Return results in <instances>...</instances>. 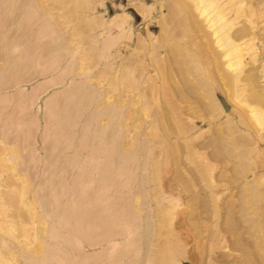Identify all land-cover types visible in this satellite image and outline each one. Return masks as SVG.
<instances>
[{
    "label": "rangeland",
    "instance_id": "rangeland-1",
    "mask_svg": "<svg viewBox=\"0 0 264 264\" xmlns=\"http://www.w3.org/2000/svg\"><path fill=\"white\" fill-rule=\"evenodd\" d=\"M17 2L0 264H264V0Z\"/></svg>",
    "mask_w": 264,
    "mask_h": 264
},
{
    "label": "bare ground",
    "instance_id": "bare-ground-1",
    "mask_svg": "<svg viewBox=\"0 0 264 264\" xmlns=\"http://www.w3.org/2000/svg\"><path fill=\"white\" fill-rule=\"evenodd\" d=\"M6 1H8V0H6ZM17 1H19V4H18V2H17V6L15 7L16 9H15V13L16 14H18L19 13V11H20V9H21V7H23L24 6V8H25V6H32L33 5V7H34V0H17ZM200 1V0H199ZM3 2V1H2ZM1 2V3H2ZM35 4H36V2H35ZM208 4H210V3H208ZM37 5V4H36ZM49 5H50V2H49ZM211 5V4H210ZM39 6V5H38ZM204 6H207V5H204ZM209 6V5H208ZM40 7V6H39ZM62 9V8H61ZM24 10V9H23ZM22 10V11H23ZM204 10H206V8H204ZM18 12V13H17ZM34 12H36V11H34ZM16 16V15H15ZM37 16H38V14H37ZM11 17V16H10ZM10 17H9V19H10ZM39 17V16H38ZM120 17V16H119ZM114 18H116L117 19V17H114ZM8 19V20H9ZM13 20H15V19H13ZM12 20V21H13ZM113 22V21H112ZM115 22V21H114ZM10 24H11V22H10ZM7 25H9L8 23H7ZM53 25V24H52ZM2 27V26H1ZM0 27V28H1ZM6 33V32H5ZM224 46H228V44H227V42L225 41L224 42ZM0 54H2V53H0ZM185 54V53H184ZM4 60H3V57H2V55H0V62H1V65H0V78L1 77H3L4 78V76L5 77H10V76H7L5 73H4V69H3V66L5 65V62H3ZM5 67V66H4ZM123 78V77H122ZM2 79V78H1ZM0 79V80H1ZM5 79V78H4ZM3 80V79H2ZM122 80V79H121ZM123 82V81H122ZM197 82V81H196ZM186 83V82H185ZM129 84V83H128ZM202 84V83H201ZM188 87V86H187ZM204 87V86H203ZM134 88V87H133ZM191 93V92H190ZM90 95H92V94H90ZM90 95L88 94V96L90 97ZM258 119H261V118H258ZM227 128V127H226ZM0 143L1 144H3L4 146H6V142L4 141V140H2V139H0ZM1 148V147H0ZM3 148V147H2ZM1 148V149H2ZM0 149V150H1ZM12 149V154L10 155L9 153H8V155H9V159H10V161L12 162V160H14V155H15V153H16V149L15 148H11ZM10 149V150H11ZM120 149V148H119ZM2 150H6V148L5 149H2ZM1 150V151H2ZM8 151V150H7ZM126 152H128L127 150H124L123 148H121L119 151H118V153H120V156H121V158H123L124 156H126L125 154H126ZM17 157V156H16ZM15 157V158H16ZM4 161V160H3ZM3 161L2 160H0V168H1V172H2V170H4L3 169V167L2 166H4L3 165ZM5 162V161H4ZM16 166H18L17 164H15ZM15 168V167H14ZM14 184V183H13ZM17 187V186H16ZM15 191V190H14ZM25 193V192H24ZM14 194V193H13ZM15 196H17V195H15ZM19 196H20V198H22L23 197V193H21V191L19 192ZM16 198V197H15ZM24 198V197H23ZM10 199H12V198H10ZM9 199V200H10ZM17 200V199H16ZM20 201H21V199H20ZM10 202V201H9ZM12 203V202H11ZM12 206H14V205H12ZM15 206H16V204H15ZM20 215V214H19ZM14 216V215H13ZM21 216V215H20ZM22 217V216H21ZM20 218V217H19ZM23 221H24V219H22ZM22 221V222H23ZM25 222V221H24ZM27 223H28V221H26ZM22 224V223H21ZM19 226H20V224H19ZM25 231V230H24ZM24 233H26V232H24ZM34 251V250H33ZM33 251H26L27 253H28V255L30 254V253H34ZM31 258V257H30ZM33 258V257H32ZM35 259V258H34Z\"/></svg>",
    "mask_w": 264,
    "mask_h": 264
}]
</instances>
